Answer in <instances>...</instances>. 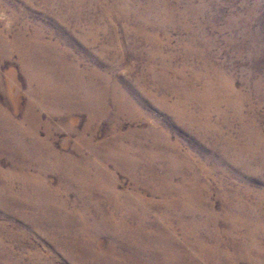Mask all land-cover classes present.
Listing matches in <instances>:
<instances>
[{"label": "rangeland", "instance_id": "1", "mask_svg": "<svg viewBox=\"0 0 264 264\" xmlns=\"http://www.w3.org/2000/svg\"><path fill=\"white\" fill-rule=\"evenodd\" d=\"M0 264H264V0H0Z\"/></svg>", "mask_w": 264, "mask_h": 264}]
</instances>
